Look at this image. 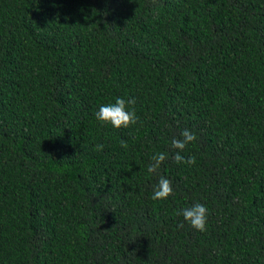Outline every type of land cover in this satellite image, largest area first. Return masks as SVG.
I'll use <instances>...</instances> for the list:
<instances>
[{
  "label": "trees",
  "instance_id": "1",
  "mask_svg": "<svg viewBox=\"0 0 264 264\" xmlns=\"http://www.w3.org/2000/svg\"><path fill=\"white\" fill-rule=\"evenodd\" d=\"M0 264H264V0H0Z\"/></svg>",
  "mask_w": 264,
  "mask_h": 264
},
{
  "label": "clouds",
  "instance_id": "2",
  "mask_svg": "<svg viewBox=\"0 0 264 264\" xmlns=\"http://www.w3.org/2000/svg\"><path fill=\"white\" fill-rule=\"evenodd\" d=\"M136 104V99L134 97H129L127 100L124 98L117 97L115 103H110L106 105H101L98 111L95 112V117L97 120L103 123H110L115 128H127L130 125H134L138 122V117L136 115L134 107L132 110H128L129 106H134ZM197 140V136L194 132L189 129H184L181 132V138H173L171 141V146L173 149H177L174 155V160L176 164H186L194 165L196 163L195 156H190L185 158L181 155V152L190 143ZM121 147L127 149L128 144L125 140H121ZM103 145L97 144V151L103 150ZM165 153H156L151 157V163L148 166L149 173H156L160 169L161 165L166 160ZM173 194L172 182L161 176L158 184L155 186L154 193L152 195L153 200L166 199ZM178 215H183L184 219L196 230L206 231L208 210L206 205L202 203H196L191 207H186L182 211H178Z\"/></svg>",
  "mask_w": 264,
  "mask_h": 264
}]
</instances>
